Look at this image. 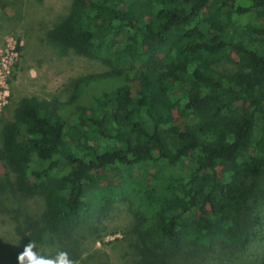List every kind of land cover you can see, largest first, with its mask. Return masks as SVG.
<instances>
[{
  "label": "trees",
  "instance_id": "obj_1",
  "mask_svg": "<svg viewBox=\"0 0 264 264\" xmlns=\"http://www.w3.org/2000/svg\"><path fill=\"white\" fill-rule=\"evenodd\" d=\"M47 40L108 70L73 83L68 117L25 96L1 128L0 215L10 196L42 202L10 213L17 253L92 236L116 202L142 264L246 252L264 173V0H71ZM231 54L245 72L216 68ZM105 81L121 83L74 104Z\"/></svg>",
  "mask_w": 264,
  "mask_h": 264
},
{
  "label": "rangeland",
  "instance_id": "obj_2",
  "mask_svg": "<svg viewBox=\"0 0 264 264\" xmlns=\"http://www.w3.org/2000/svg\"><path fill=\"white\" fill-rule=\"evenodd\" d=\"M70 4L71 0H0V131L13 117L18 101L25 96H37L64 105L62 114L68 117L75 110L69 104L74 91L73 83L80 77L108 70L100 61L84 58L73 51H64L47 40L49 29L64 17ZM216 68L223 73L246 71L238 65L234 54L217 64ZM120 83H94L84 89L82 98L74 104H87L93 95L114 89ZM136 175L141 177L139 173ZM250 184L251 195L247 204L256 205L259 220L256 235L247 251L236 255L216 251L207 258L189 261V264L262 263L264 173ZM8 201L19 203L11 207L12 213L19 208L24 212H35L42 206L40 199H24L18 195L16 198L10 196ZM10 213L0 215V264H17V243L14 242L17 233ZM132 221L128 203L116 202L104 216L97 217L90 227L92 236H77L66 244L55 240L69 250L79 264H142L143 258L135 249L137 240L132 234ZM44 245L45 242L37 247L47 254ZM182 262L176 260L172 264Z\"/></svg>",
  "mask_w": 264,
  "mask_h": 264
},
{
  "label": "clouds",
  "instance_id": "obj_3",
  "mask_svg": "<svg viewBox=\"0 0 264 264\" xmlns=\"http://www.w3.org/2000/svg\"><path fill=\"white\" fill-rule=\"evenodd\" d=\"M44 247L47 248V254L38 248L34 241L30 240L29 243L23 246L22 251L17 253V264H79V262L50 235L46 234Z\"/></svg>",
  "mask_w": 264,
  "mask_h": 264
}]
</instances>
